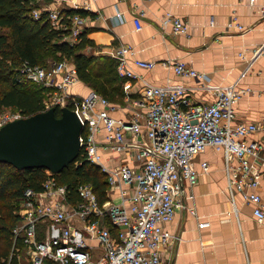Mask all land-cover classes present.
Segmentation results:
<instances>
[{
    "label": "built area",
    "instance_id": "obj_1",
    "mask_svg": "<svg viewBox=\"0 0 264 264\" xmlns=\"http://www.w3.org/2000/svg\"><path fill=\"white\" fill-rule=\"evenodd\" d=\"M54 1L59 4L43 5L33 11L34 16L47 11L54 27L69 31L64 38L70 44L78 42L89 15L69 16L64 9L87 10L88 0ZM261 11L264 15V5ZM135 22L142 27L139 16ZM162 24L174 34H189V22L170 10L163 14ZM226 26L245 28L236 17ZM112 55L124 78V103L111 101L93 88L84 95L74 92L72 87L80 78L69 59L47 66L26 60L20 66V78L44 88L42 110L69 106L77 111L83 122L81 154L106 174L109 187L107 199L101 202L91 182L73 190L46 169L41 187H27L19 202L20 219L12 229L9 260L15 256L18 264H163V246L174 237L166 224L185 206L184 182L190 186L198 182L197 158L209 146L223 151L235 210L238 191L254 204V215L264 219V200L258 191L264 177V140L252 136L264 124L237 119L235 109L251 87L207 82L202 86L215 93V100L193 101L185 96L190 86L156 84L137 73L129 62V55H135L131 45L118 46ZM240 55L250 66L264 57V41L251 53ZM133 61L148 68L158 63L136 56ZM165 64L182 75L204 76L184 61ZM134 79L144 84L138 95L129 94ZM23 116L19 109L0 111V128ZM200 165L204 171L210 169L207 160ZM93 240L102 249L100 255L94 253Z\"/></svg>",
    "mask_w": 264,
    "mask_h": 264
},
{
    "label": "crops",
    "instance_id": "obj_2",
    "mask_svg": "<svg viewBox=\"0 0 264 264\" xmlns=\"http://www.w3.org/2000/svg\"><path fill=\"white\" fill-rule=\"evenodd\" d=\"M57 6L54 0H47ZM87 35L94 41L93 50L113 59L112 52L122 44L131 45L135 55H129L134 70L156 84L167 82L190 86L185 96L193 101L213 102L215 93L204 88L205 83L249 86L251 92L235 105L237 119L264 124V57L250 66L240 55L264 41V0H88ZM185 18L189 34H174L164 27L166 11ZM120 12L121 16H117ZM141 18L138 28L136 17ZM236 17L245 25L243 30L227 28V22ZM134 56L155 60L152 68L136 65ZM116 60V59H115ZM184 61L204 76H186L177 73L168 62ZM165 62V63H164ZM84 92L72 87L80 95L92 89L80 80ZM142 79H134L129 94L138 95ZM124 103L126 89L122 84ZM185 106V104H183ZM264 140V128L253 133ZM207 160L210 169L202 170L200 162ZM198 182L190 186L184 182L182 200L185 206L177 209L175 217L166 224L174 234L163 246V264H264V219L253 213L254 204L236 191L234 208L232 194L227 187V173L223 151L209 146L196 162ZM264 200V177L258 187ZM189 207L195 208V213ZM208 221L205 225L200 222ZM94 253L102 249L93 240Z\"/></svg>",
    "mask_w": 264,
    "mask_h": 264
},
{
    "label": "trees",
    "instance_id": "obj_3",
    "mask_svg": "<svg viewBox=\"0 0 264 264\" xmlns=\"http://www.w3.org/2000/svg\"><path fill=\"white\" fill-rule=\"evenodd\" d=\"M41 0H0V109H19L24 116L45 108L44 88L28 79L20 78L24 61L47 66L52 59L40 60L45 50L57 52L56 60L69 59L77 67L83 82L107 96L111 101H121L124 78L118 73L117 62L105 54H87L84 50L94 46L87 28L80 40L70 44L64 37L69 32L51 24L47 11L39 17L33 11L41 7ZM65 14H90L81 8L68 7ZM67 23L70 19L65 18ZM57 115H61L57 107ZM46 168L19 169L0 161V264H18L14 256L9 260L13 244L12 229L20 219L19 202L24 190L31 186L40 188L47 177ZM61 182L75 190L84 182H91L101 202L107 199L108 180L100 167L82 156L56 173Z\"/></svg>",
    "mask_w": 264,
    "mask_h": 264
},
{
    "label": "water",
    "instance_id": "obj_4",
    "mask_svg": "<svg viewBox=\"0 0 264 264\" xmlns=\"http://www.w3.org/2000/svg\"><path fill=\"white\" fill-rule=\"evenodd\" d=\"M50 106L0 128V161L19 169L43 167L61 172L81 152L83 122L69 106Z\"/></svg>",
    "mask_w": 264,
    "mask_h": 264
},
{
    "label": "rangeland",
    "instance_id": "obj_5",
    "mask_svg": "<svg viewBox=\"0 0 264 264\" xmlns=\"http://www.w3.org/2000/svg\"><path fill=\"white\" fill-rule=\"evenodd\" d=\"M40 4H41V7H42L43 5L49 4V2L47 0H41ZM84 51L87 54H90V53H94L95 54L96 53V51L93 50V48H91V47L86 48ZM40 55H41L40 56V60H44L45 61L46 59H52V60H50V62H51V61L56 60V59H53V58L54 57L56 58L57 52H55V51L53 52L52 50H45V51H42ZM56 61H58V60H56ZM74 87L78 88L80 90L81 94L84 92V87L85 86H83L81 81L77 82ZM75 92H78V91H75ZM0 111H2V110L0 109Z\"/></svg>",
    "mask_w": 264,
    "mask_h": 264
}]
</instances>
